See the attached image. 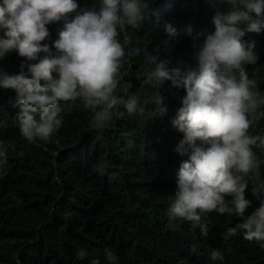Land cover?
<instances>
[{
  "label": "trees",
  "instance_id": "1",
  "mask_svg": "<svg viewBox=\"0 0 264 264\" xmlns=\"http://www.w3.org/2000/svg\"><path fill=\"white\" fill-rule=\"evenodd\" d=\"M145 2L142 26L128 29L127 54L117 75L131 85L125 98L141 101L151 94L144 81L156 63L167 61L165 68H180L182 76L197 67L194 42L202 43L214 33L213 17L230 8L227 0ZM77 3V11L98 9L100 0ZM167 25L176 29V36L169 37ZM62 26L63 21L46 25L50 35L43 43L51 46ZM119 39L125 43L123 35ZM242 41L255 42L258 59L245 69L264 94V26L246 32ZM151 57L158 59L153 63ZM22 61L15 51L8 53L0 59V71L17 74ZM170 83L165 81L162 90L167 105L163 116L148 118L151 105L144 115L119 107L122 115L114 110L111 123L98 131L90 127L93 110L82 100L61 102L62 126L50 140L35 143L20 134L16 92L0 88V143L11 145L7 163L0 165V172L6 173L0 176V264H194L196 255L204 264H215V249L223 257L219 264H264V242L244 239L242 230L231 244L209 228L207 214L201 213L198 222L206 224L211 233L207 236L166 216V206L174 199V164L189 159L176 151L183 134L172 123L186 93L169 89ZM117 93L123 90L118 87ZM251 134L264 136V118L253 124ZM253 151L264 161V150ZM261 175L264 178V165ZM245 197L250 201L247 217L260 199L251 185ZM218 221L230 228L243 218L224 214ZM108 251L114 260L108 259Z\"/></svg>",
  "mask_w": 264,
  "mask_h": 264
},
{
  "label": "clouds",
  "instance_id": "2",
  "mask_svg": "<svg viewBox=\"0 0 264 264\" xmlns=\"http://www.w3.org/2000/svg\"><path fill=\"white\" fill-rule=\"evenodd\" d=\"M227 3V13L213 17L215 32L193 44L198 49L197 67L182 76L180 68L167 70V61L156 63L144 81L151 94L141 101L125 98L131 85L121 83L117 75L127 54L129 27L142 26L145 0H100L98 9L81 11L77 0H0V59L13 51L23 58L17 74L0 71V88L17 94L20 134L30 143L50 140L62 126L59 104L77 99L93 110L90 127L98 131L111 123L114 110L122 115L119 107L144 115L151 105L148 118L163 116L167 105L162 90L170 81L169 89L186 93L172 123L183 134L176 151L189 159L181 166L174 164V199L166 206V216L170 222L196 226L207 236L211 233L206 224L198 223L204 213L209 228L231 244L241 238L238 229L244 239L264 242V161L253 151L264 150V136L251 134L253 124L264 118V94L245 69L258 59L255 42L242 41L246 32H259L264 26V0ZM61 21L58 38L51 46L43 43L50 35L46 25ZM166 32L169 37L177 35L171 25ZM187 32L191 35L190 28ZM122 35L125 43L119 39ZM157 59L151 57L153 63ZM118 87L123 94L117 93ZM10 146L0 143V165L7 163ZM249 185L260 204L245 217ZM224 214L242 217L243 222L224 226L218 221ZM84 255L80 253L81 258ZM107 257L115 259L111 251ZM211 257L215 264L223 259L216 249ZM194 264H204V259L196 255Z\"/></svg>",
  "mask_w": 264,
  "mask_h": 264
}]
</instances>
